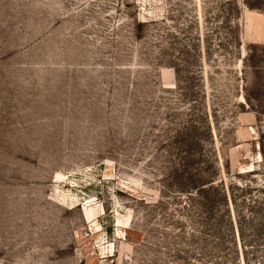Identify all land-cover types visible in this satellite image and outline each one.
Returning <instances> with one entry per match:
<instances>
[{"label":"rangeland","instance_id":"374dc122","mask_svg":"<svg viewBox=\"0 0 264 264\" xmlns=\"http://www.w3.org/2000/svg\"><path fill=\"white\" fill-rule=\"evenodd\" d=\"M0 264H264V0H0Z\"/></svg>","mask_w":264,"mask_h":264},{"label":"trees","instance_id":"16d2710c","mask_svg":"<svg viewBox=\"0 0 264 264\" xmlns=\"http://www.w3.org/2000/svg\"><path fill=\"white\" fill-rule=\"evenodd\" d=\"M207 180V179H206ZM213 181H202L201 183H198L199 185H197L196 187V192H195V195H200L202 192L204 191H220L222 197H224V199L227 201V209H228V218H230V223L232 224L233 222H235L237 225H239V231L242 235V230L240 228V225H241V219H242V215L237 213V215L235 216L234 219H232L231 217V212L229 210V204H228V190H230L229 192H231V195H229L230 199H231V203L233 204V207L237 208V200H236V195L233 193L235 189H237V191L241 192V193H244L245 191H248V185H245V186H238V185H235L234 184H231L230 186L226 187V185L224 184L223 180L218 182V183H212ZM230 194V193H229ZM224 210L225 211H227Z\"/></svg>","mask_w":264,"mask_h":264}]
</instances>
